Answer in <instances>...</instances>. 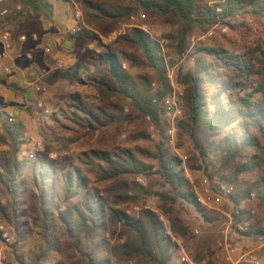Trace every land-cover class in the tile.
Listing matches in <instances>:
<instances>
[{"label":"trees","instance_id":"trees-1","mask_svg":"<svg viewBox=\"0 0 264 264\" xmlns=\"http://www.w3.org/2000/svg\"><path fill=\"white\" fill-rule=\"evenodd\" d=\"M104 2L106 5L100 6L87 0V18L94 23H108L111 29L138 11L172 21L178 29L166 39L171 53L179 60L186 57L188 39L196 28L206 30L220 24L230 25L229 21L243 12L260 14L259 0H132V6H123L120 0ZM118 43L141 53L155 71L160 90L153 94L151 81H134L122 62L127 54L105 47L100 53L88 56L82 64L83 73H89L86 78L77 69L59 73L61 79L90 86L96 93L97 101L93 104L74 97L71 120L89 134H96L116 122H123L127 104L136 111L137 119L150 118L161 127L162 138L156 150L147 154L156 162V171L148 174L158 175L171 190L157 194L161 202L159 211L170 217L171 206L181 201L194 208L206 222L210 221L197 195L187 189L182 161L167 147V123L163 127L160 124L163 102L171 91L168 63L161 46L139 29L121 37ZM193 55V65L178 72L179 84L184 90L178 138L190 139L198 155L208 160L211 180L218 177L233 189L230 199L235 208V227L247 218L243 203L252 194L255 196L254 190L264 204V176L254 181L239 180L240 176L252 175L260 167V153L264 154V47L253 46L244 54L200 47ZM128 59L136 62L130 56ZM238 78H254L253 87L246 89ZM38 112L42 113L39 109ZM8 115V149L0 155V221L14 229L16 242L12 254L19 264H42L49 259L54 260L53 264H65L62 257L67 239L81 253L83 264H113L114 259L122 263V259L138 258L152 264H175L177 245L166 231L160 213L144 209L137 218L133 217L120 205L136 201L135 195L117 194L106 199L97 191L96 183L109 184L149 170L134 151L127 148L114 153L91 150L79 157L81 165L69 162L65 167L53 158L30 160L22 150L26 145L23 128L10 123ZM91 176L96 179L94 184ZM219 184L214 188L216 192H220L222 184ZM229 184H234L236 189ZM144 192L151 195L149 191ZM30 215L37 223L41 238L39 252L35 253H29L23 246L29 234L27 218ZM173 230L184 237L189 231L183 226H175ZM122 232L131 235V242H118ZM241 233L246 237L264 236V228H249ZM204 259L202 252L194 261L199 263Z\"/></svg>","mask_w":264,"mask_h":264},{"label":"rangeland","instance_id":"rangeland-1","mask_svg":"<svg viewBox=\"0 0 264 264\" xmlns=\"http://www.w3.org/2000/svg\"><path fill=\"white\" fill-rule=\"evenodd\" d=\"M86 1L0 0V61L9 69L7 72L0 71V155L8 149L6 124H8L7 115L9 113L15 115V121L12 124L21 125L23 128L26 145L22 150L30 160L42 157L53 158V161L59 166L65 167L69 162H72L73 165H81L79 157L84 152L91 150L114 153L122 148L130 149L149 166V170L140 176H124L119 181L109 184L96 183L97 191L106 199L113 198L117 194L120 196L135 195L136 201L130 200L120 205V208L127 210L128 214L133 217L137 218L141 210L144 209L160 213V218L165 221L166 231L177 245L173 263H182L183 255L194 260L203 252L205 264H226L223 244L247 246L246 238L249 237L243 239L244 235L234 227L233 212L235 208L231 199H225L223 203L215 202L219 192H216L214 188L217 187V184L224 183L219 181L218 177H214L213 180L209 178L212 171L207 168L208 160L198 155L190 139L187 137L178 138V124L182 117L176 123L175 145L171 147L168 144L167 147L173 156L182 161V169L188 180L187 189L195 193L198 200L205 194L203 181L208 179L210 182L214 194V204L212 208H206L210 220L208 222L194 208L181 201L171 206L170 217L162 215V212L159 211L161 202L157 194L170 193L171 190L158 175L148 174L156 171V162L147 154L153 153L161 141L162 137L159 135L161 127L157 126L150 118L137 119L136 111L127 104L123 122H116L96 134H89L88 131L81 129L71 120L72 112L75 110L72 107L73 99L78 97L85 104H93L97 101L96 93L90 86L61 79L59 73L63 70L72 72L77 69L82 71L83 77L86 78L89 73H83L81 69L84 61L88 56L98 54L105 47H110L116 52L127 54L122 57L126 72L137 83L146 79L151 81L152 85L155 84V91L151 87L152 93L155 94L160 90L155 71L148 66L147 61L137 49L118 43L121 37L128 36L136 30L135 27H132L131 17L144 14L146 19L137 20L133 24H145L148 28L146 34L153 41L161 42L162 54L168 63L167 78L171 89L169 95L173 91L182 94L180 97L182 108L184 90L179 84L178 72L181 69L188 70L193 65V54L200 47L221 48L231 53L240 54L246 53L256 45L264 47V0H259L257 10L260 14L243 12L231 19L230 25L220 24L206 30L196 28L188 39L189 50L182 60L175 58L168 47L169 43L166 37L176 33L178 29V26H175L169 19L138 11L111 29L110 24L105 22L94 23L92 19H89L90 22H88ZM89 1L100 6L106 5L104 0ZM120 2L123 6H132V0H120ZM76 8L82 13L85 28L80 35H71L69 29L76 24L74 18ZM6 34H9L10 48L7 58L2 59L5 51L2 38ZM48 49L50 52H47ZM129 56L136 62L129 60ZM172 62L173 65H171ZM238 80H242L244 87L248 90L253 87L255 82L254 78H238ZM37 85L41 87V91L36 90ZM39 102L47 105L45 107L49 110L48 115L38 112L37 104ZM130 118L132 121H127ZM166 123L168 127V121L163 114L160 124L163 127ZM32 138L39 148L34 159L29 156L32 150ZM260 155V167L252 175L240 176L241 182L254 181V179L264 176V154L260 153ZM91 177L94 184L96 179L94 176ZM124 182L127 183L126 186L123 184ZM230 186L234 190L236 189L234 184ZM144 191L151 192V195ZM254 194L253 198L243 203L244 209L248 213L247 218L242 221L250 222V228L253 229L259 226L264 228V204L260 201L257 191L254 190ZM27 222L29 234L23 242L24 249L29 253L39 252L41 246L39 228L32 215L27 218ZM1 225L15 236L14 243L8 247L7 261L4 264H19L12 254V246L16 242L14 229L2 221H0ZM175 226L189 229L186 237L174 233ZM196 230L198 233H195ZM252 237L255 238V236ZM258 238L261 240L264 236ZM118 240L120 244H124L131 242L132 237L128 233H123V237H118ZM260 240L251 239L250 243L256 244ZM70 242L72 241L67 239L64 243L66 253L62 260L65 264H83L81 253ZM212 246L218 247L215 249ZM214 255L218 257L216 258ZM233 259L234 262L238 260V258ZM121 261L122 263H119L120 261L117 262L114 259L113 264H152L139 258L122 259ZM243 262L241 261L240 264H246ZM53 263L54 260L49 259L42 264Z\"/></svg>","mask_w":264,"mask_h":264},{"label":"built area","instance_id":"built-area-1","mask_svg":"<svg viewBox=\"0 0 264 264\" xmlns=\"http://www.w3.org/2000/svg\"><path fill=\"white\" fill-rule=\"evenodd\" d=\"M74 18H75L76 24L70 30V34H72V35L81 33L85 28L82 13L78 8L75 9ZM144 19H146V16L144 14H141L138 17H136V16L131 17V21L133 23L137 20L143 21ZM133 23H132V27H135V29H139V30L143 31L144 33H148V28L145 24L135 25ZM2 43H3L4 48H5L2 59H6L7 55H8V49L10 48L9 34H6L3 36ZM158 43L162 47L161 42L158 41ZM47 52H50V50L48 49ZM8 70L9 69L3 65V62L0 61V71L1 72H7ZM169 78H170V75H169ZM155 87H156V85L153 84L152 88H154V91H155ZM36 90L41 91L42 89L39 85H37ZM181 96H182V94H180V93L178 94L176 91H173L172 94H170L163 102V111H164L165 119L168 121L167 139H168V144L171 147L175 145V140H176V136H177V125H176V123L183 116V111H182V108L180 106V97ZM37 107L40 111H42V113L44 115L49 114V110L45 107L43 102H39L37 104ZM8 121L10 123H13L15 121L14 113H9ZM31 143H32V150L30 151L29 156L31 159H34L36 157V153L38 152L39 148H38L36 141L33 138L31 139ZM203 183H204V187H205L204 188L205 194H204V196L199 197L198 201L203 207L212 208L213 204H214V194L211 190L210 182L208 181V179H205L203 181ZM232 193H233V189L231 187H229L226 184H222L220 186L219 196L216 198L215 202L223 203V201L225 199H228L231 197ZM251 197L253 198L254 195L252 194ZM161 221L163 222V224L166 228L165 221L163 218H161ZM250 227H251L250 222L244 221V222L237 224L235 226V229L238 230L239 232H246ZM195 233H198V231L196 230ZM14 241H15V236L10 234L5 229V227L1 225L0 226V264H4L7 261L8 247L10 245H12L14 243ZM226 249H227L226 251L228 254V256H227L228 259H230L231 255H233L234 253L237 252L235 247L231 246L229 243L226 244ZM181 261H182V263H185V264H200V263H197L194 260L190 259L186 255H183L181 257ZM244 262L246 264H264V259L253 257V256H247L244 258Z\"/></svg>","mask_w":264,"mask_h":264},{"label":"crops","instance_id":"crops-1","mask_svg":"<svg viewBox=\"0 0 264 264\" xmlns=\"http://www.w3.org/2000/svg\"><path fill=\"white\" fill-rule=\"evenodd\" d=\"M243 208H244V206H243ZM242 238L245 239L246 236H242ZM251 239H253V240L259 239L260 240V238H258V237H255V238L249 237V238H246L247 246H233L230 244L231 246L235 247V249L237 251L236 253L231 255L230 259L227 258V256H228L227 251H226L227 250L226 249L227 243H224L222 247H224V250H225L226 264H240L241 261L243 262L244 258L247 256H253V257L264 259V238H262L263 240L261 239L260 242H257L256 244L250 243ZM212 247H214L216 249L218 246H212ZM217 255L216 256L214 255V257L217 258L218 257ZM232 257L238 258V260L234 262V259ZM200 264H205V261H202Z\"/></svg>","mask_w":264,"mask_h":264}]
</instances>
